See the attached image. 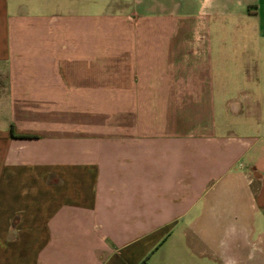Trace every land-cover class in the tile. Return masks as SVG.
<instances>
[{
	"label": "crops",
	"instance_id": "crops-1",
	"mask_svg": "<svg viewBox=\"0 0 264 264\" xmlns=\"http://www.w3.org/2000/svg\"><path fill=\"white\" fill-rule=\"evenodd\" d=\"M30 1L0 0V264H264V0Z\"/></svg>",
	"mask_w": 264,
	"mask_h": 264
},
{
	"label": "rangeland",
	"instance_id": "rangeland-1",
	"mask_svg": "<svg viewBox=\"0 0 264 264\" xmlns=\"http://www.w3.org/2000/svg\"><path fill=\"white\" fill-rule=\"evenodd\" d=\"M31 2H33L34 3V1L33 0H31L30 1V4H31ZM35 4V3H34ZM34 4H32V5H34ZM36 5H37V3H36ZM37 12V10H30L29 11V13H36ZM97 11H95L94 10V13H96ZM102 12V11H101ZM103 12H104V10H103ZM251 264H259L258 262H256V261H252V263Z\"/></svg>",
	"mask_w": 264,
	"mask_h": 264
},
{
	"label": "trees",
	"instance_id": "trees-1",
	"mask_svg": "<svg viewBox=\"0 0 264 264\" xmlns=\"http://www.w3.org/2000/svg\"><path fill=\"white\" fill-rule=\"evenodd\" d=\"M11 134H12L13 137H16V135H15V128H14L13 125H12V127H11ZM20 138H31V137L21 136Z\"/></svg>",
	"mask_w": 264,
	"mask_h": 264
}]
</instances>
